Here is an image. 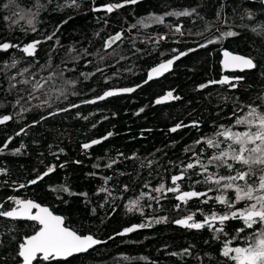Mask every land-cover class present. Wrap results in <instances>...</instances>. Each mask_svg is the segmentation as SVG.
Segmentation results:
<instances>
[{
  "label": "trees",
  "instance_id": "16d2710c",
  "mask_svg": "<svg viewBox=\"0 0 264 264\" xmlns=\"http://www.w3.org/2000/svg\"><path fill=\"white\" fill-rule=\"evenodd\" d=\"M6 4L9 0H0V43L18 47L0 50V117H12L0 124V169H6L0 172L1 210L17 206L9 198L31 199L64 217L65 225L78 234L101 241L87 253L41 264H234L222 255L225 242L235 237L230 246H244L245 238L264 225L248 229L240 219L223 225L217 220L215 226L223 232H216L174 221L192 215L194 222H202L213 212L231 211L216 197L234 200V189L205 182L209 174L213 180L234 175L226 167L208 164L209 157L227 150V143L209 148L202 138L223 140L216 136L220 125L233 131L246 129L235 125L233 113L246 115L248 105L264 111V34L253 31L264 25L262 0H138L135 4L76 0L75 6H69L71 0H15L5 8ZM116 4L123 6L111 12L104 7ZM185 9L196 12L165 15ZM29 10L37 13L32 26L20 18ZM154 16H163V22H154ZM177 26L181 32L175 30ZM228 31L238 35L225 36ZM117 33H122L121 40L106 49L105 41ZM209 40L215 42L208 44ZM34 41L40 43L29 56L22 48ZM174 49L188 54L159 80L130 95L82 104L107 89L142 83L149 68L178 54ZM224 50L251 58L257 66L230 74L222 65ZM13 61L16 66L10 67ZM53 73L42 91L34 92L22 82L32 81L35 74L43 83ZM224 77L229 78L227 83H210ZM168 92L179 99L157 104ZM64 108L68 111H59ZM193 122L198 126L193 127ZM178 123L190 126L171 133ZM93 140L101 142L83 148ZM197 160L207 165V172L200 165L186 168ZM181 173L183 179L173 183L172 177ZM258 176L259 172L250 182ZM161 185V192L154 191ZM177 186L178 192L167 191ZM184 191L206 195L185 203L176 198ZM133 200L138 203L129 211ZM244 206L243 201L235 205ZM139 224L151 226L118 235ZM241 228L245 231L238 233ZM36 230L35 222L0 217V264H20L18 245Z\"/></svg>",
  "mask_w": 264,
  "mask_h": 264
},
{
  "label": "snow or ice",
  "instance_id": "6c2138e0",
  "mask_svg": "<svg viewBox=\"0 0 264 264\" xmlns=\"http://www.w3.org/2000/svg\"><path fill=\"white\" fill-rule=\"evenodd\" d=\"M138 0H125V3L135 4ZM15 0H9V4L4 5L5 8H8L10 5L14 4ZM76 0H71V5L75 6ZM122 4L116 5H106L104 6L108 12L113 11L114 8L122 7ZM196 12V9L183 10L180 12H168L165 15H175V16H192ZM19 15V13H16ZM37 15L36 12H29L26 16H21V19H26L28 25H33V20ZM248 16L251 18L252 14L248 13ZM6 19H8L6 17ZM154 22L162 23L164 20L163 16H154L151 17ZM139 23L143 24V20ZM147 27L146 24H144ZM133 27H136L133 25ZM32 31H35L33 26ZM177 32H181L179 26L175 29ZM253 31H259L261 34H264V25H259L258 28H254ZM182 34V33H181ZM225 36H236L238 33L234 31H228L224 33ZM122 33H117L115 36L110 37L105 41L104 47L110 48L113 43L118 40H121ZM51 39V37H48ZM164 39V37H161ZM215 41L209 40L207 43L212 44ZM39 41H34L25 45L22 48V51L29 56H33L37 44ZM18 47V45L11 44L9 42L0 43V50L7 51L10 48ZM200 47H206V45L201 44ZM174 52H177V55H174L171 59H168L164 62H161L158 66L152 68L148 74V79L153 78V74H163L169 70L176 60H179L181 57L187 55V52H181L174 49ZM188 51H195V49H189ZM226 59L224 61L225 67L233 66L240 69H251L255 68L257 65L253 62L251 58L232 55L229 52L224 53ZM103 59V57H101ZM16 61L10 65V67L16 66ZM6 67H8L6 65ZM24 72H27L28 69H24ZM100 71V69H98ZM56 73L51 74L43 83L40 80L35 79V74H33V80H24V84H30L33 91H42L45 86L53 79ZM62 75V73L60 74ZM12 79H15L13 77ZM236 80L242 79V77H236ZM229 80L228 77H224L220 81H211L210 83H227ZM66 84L74 85L75 81H65ZM147 83V81H145ZM13 87L15 85H12ZM236 87L235 84L231 85ZM137 87H140L137 85ZM201 88L207 87V85H200ZM60 95L64 96L65 99L67 95L63 89L59 90ZM135 91L134 88H124L118 90H108L103 93V95L96 97V100H104L107 97L121 93H130ZM75 95L76 93H72ZM32 98V97H30ZM59 98V97H57ZM169 98L179 99V97L173 96L172 92H168L166 96L157 99L156 103H162ZM93 101H84V103H94ZM20 101H17V104ZM44 103H47L45 101ZM70 107L75 108L78 105L72 104ZM249 111L244 116L235 117V125L245 126V131H233L232 128H226L223 125L219 126V130L216 133L217 137H223V140H217L215 138H202L204 143L209 148H219L221 143H227V150H220L218 155L209 157L208 164H216L217 167H226L227 169L234 172V175L228 176H219L218 179L213 180V175L209 174L206 177L205 182H213L217 188L222 189H234L235 198L234 200H228L223 196L216 197L217 201L221 204H225L231 209L230 212L223 215H218L213 212L210 216L205 217L202 222H194L193 216L189 215L185 218L174 221L178 225H182L187 228L201 229L205 226L213 229L216 232H223L222 227H216L215 222L218 220L221 225L229 219H240L243 221L245 228L252 229L254 225H264V111L259 109V106H247ZM144 109H140L142 112ZM59 111H68V109H60ZM49 115H55V113H49ZM12 117L3 116L0 117V124L10 120ZM46 119V117H41V120ZM40 121H35L34 123H39ZM182 125L177 124L171 129L172 132L177 131ZM186 127V125H184ZM193 127H197V122H193ZM23 131V129H21ZM19 134V133H18ZM112 133H109L108 136H111ZM105 136L103 139H107ZM100 140H93L91 144H84L83 148H90L94 144L100 143ZM201 141H197L200 143ZM6 147V145H5ZM2 151V149H0ZM17 152L19 149L16 150ZM62 151V150H61ZM231 161V162H229ZM197 165H200L205 172H207V165L202 164L200 160H197L195 163H188L186 165L187 169H193ZM239 165L240 167H236ZM110 166V165H109ZM54 170V166L50 167L47 172L42 176H38L37 180L43 179V176L48 175V173ZM0 172H6V169H0ZM259 172V176L254 182H250L251 178ZM183 179V173L172 177L173 183ZM37 180H32L30 183L35 184ZM237 181H242L243 184L236 183ZM223 182V183H221ZM20 187H24L21 185ZM127 189V186H125ZM164 189V185H161L159 188L154 189L156 192H161ZM212 189L210 188L209 191ZM63 191H69V189L64 188ZM100 191H107L106 189H100ZM168 192H178L179 187L168 188ZM72 194V193H70ZM145 195L144 193L141 194ZM206 195V193H198L196 191H184L176 197L178 200L184 201L185 203L189 198L199 197ZM154 199V197H150ZM14 199L17 207H13L10 210H0V217L12 218V219H27L33 221L37 225V230L34 231L32 235L24 236L22 241L18 245L17 256L20 258L21 264H41V261H52L58 260L60 258H67L76 253H84L89 249L93 248L94 245L100 244L101 241L94 238L92 235H80L71 228L65 226L64 217L59 215H54L47 207H42L40 204L32 200H21L16 198ZM244 202L243 208H236L235 205ZM206 202V201H205ZM138 201H130L128 205V210L133 211L134 207L137 205ZM3 206L0 205V208ZM179 208L180 205L178 204ZM36 211L33 212L32 210ZM166 219V218H165ZM193 221V222H190ZM159 222V221H157ZM151 225L139 224L133 225L123 229L118 235H124L135 231L137 228H144ZM245 228L238 229V233L244 232ZM232 239L230 238L224 244L222 255L226 258H229L234 264H264V227H259L258 233H254L251 237L245 238L244 246L231 247ZM250 241V242H249ZM187 251V250H186Z\"/></svg>",
  "mask_w": 264,
  "mask_h": 264
},
{
  "label": "water",
  "instance_id": "95a60500",
  "mask_svg": "<svg viewBox=\"0 0 264 264\" xmlns=\"http://www.w3.org/2000/svg\"><path fill=\"white\" fill-rule=\"evenodd\" d=\"M262 4H263V6H264V0H262ZM225 52H228V51H223L222 52V65H223V68H224V70L226 71V72H244V71H250V70H253L254 68H251V69H240V68H236V67H233V66H228V67H225V63H224V61L226 60V59H229V58H226L225 57V55H224V53ZM229 53H231V52H229ZM232 55H238V54H234V53H231ZM239 56H242V55H239ZM173 57V56H172ZM172 57H170V58H168V59H171ZM245 57V56H244ZM168 59H165V60H163V61H161V62H164V61H166V60H168ZM178 60H176L174 63H173V65L169 68V70L168 71H166V72H163V74H160V75H157V74H153V78L152 79H148V74H149V72H150V70L152 69V68H154V67H156V66H158L161 62H159L158 64H156V65H154V66H152L151 68H149L148 70H147V72H146V76H145V80L142 82V83H140V84H138L140 87H137V85H135V86H129V87H120V88H111V89H107V90H105V91H108V90H118V89H124V88H134L135 89V91H137L139 88H141L142 86H144V85H146L147 83H149V82H151V81H154V80H159L160 78H162L163 76H165V75H167V74H169L171 71H172V69H173V67H174V65H175V63L177 62ZM145 81H147V83H145ZM104 91V92H105ZM135 91H133V92H130V93H121V92H117V94H115V95H113V96H110V97H107V98H105L104 100H96V97H98V96H101V95H103V93H101L100 95H98V96H95V97H92V98H90V99H88L87 101H93V100H95V102L94 103H82V104H85V105H87V104H96V103H99V102H102V101H105L106 99H109V98H111V97H114V96H122V95H130V94H133ZM164 96H166V95H164ZM164 96H161V97H159L158 99H160V98H162V97H164ZM169 101V99L168 100H166V101H164V102H162V103H159V104H166L167 102ZM178 124H180V123H178ZM182 125V124H181ZM176 126V125H175ZM175 126H173V127H175ZM187 126H190V125H186V127ZM173 127H171L170 128V132L171 133H174V132H172L171 131V129L173 128ZM183 127H185L184 125H182L179 129H181V128H183ZM179 129H177V131L179 130ZM176 132V131H175ZM24 200H31V199H24ZM32 201H34V200H32ZM34 202H36V201H34ZM36 203H38V202H36ZM39 204V203H38ZM41 205V204H40ZM42 207H47V206H44V205H41ZM17 207V206H16ZM48 208V207H47ZM49 209V208H48ZM0 210H1V208H0ZM50 210V209H49ZM33 212H35L36 210L35 209H33L32 210ZM51 211V210H50ZM52 212V211H51ZM53 213V212H52ZM54 215H58V214H55V213H53ZM59 216H61V215H59ZM3 218H5V219H8V220H12V221H16V220H18V221H30V220H27V219H12V218H6V217H3ZM30 222H33V221H30ZM64 223H65V221H64ZM66 226V225H65ZM32 235V234H31ZM95 247V245L93 246V248ZM93 248H91V249H89L88 251H90V250H92ZM87 251V252H88ZM87 252H84V253H87ZM84 253H76V254H73L72 256H76V255H80V254H84ZM72 256H70V257H72ZM70 257H67L66 259H68V258H70ZM65 258H60V259H58V260H66ZM21 264V263H20Z\"/></svg>",
  "mask_w": 264,
  "mask_h": 264
},
{
  "label": "flooded vegetation",
  "instance_id": "af4514ba",
  "mask_svg": "<svg viewBox=\"0 0 264 264\" xmlns=\"http://www.w3.org/2000/svg\"><path fill=\"white\" fill-rule=\"evenodd\" d=\"M230 74H237V73H242V72H228Z\"/></svg>",
  "mask_w": 264,
  "mask_h": 264
},
{
  "label": "rangeland",
  "instance_id": "374dc122",
  "mask_svg": "<svg viewBox=\"0 0 264 264\" xmlns=\"http://www.w3.org/2000/svg\"><path fill=\"white\" fill-rule=\"evenodd\" d=\"M246 129H244V130H239V131H245Z\"/></svg>",
  "mask_w": 264,
  "mask_h": 264
}]
</instances>
